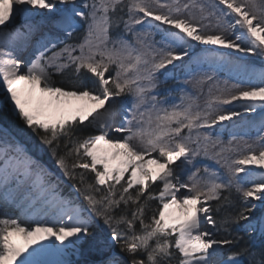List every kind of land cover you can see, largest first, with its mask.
Returning a JSON list of instances; mask_svg holds the SVG:
<instances>
[{
  "label": "snow or ice",
  "instance_id": "obj_1",
  "mask_svg": "<svg viewBox=\"0 0 264 264\" xmlns=\"http://www.w3.org/2000/svg\"><path fill=\"white\" fill-rule=\"evenodd\" d=\"M251 57L264 0H0V88L40 157L0 136V264H264V135L221 134L258 109L264 133Z\"/></svg>",
  "mask_w": 264,
  "mask_h": 264
},
{
  "label": "trees",
  "instance_id": "obj_2",
  "mask_svg": "<svg viewBox=\"0 0 264 264\" xmlns=\"http://www.w3.org/2000/svg\"><path fill=\"white\" fill-rule=\"evenodd\" d=\"M78 2H79V0H78ZM78 38H79V34H77V39ZM252 63L261 65V63L255 62V61H253ZM200 71H202V72H213V71H216V75H217L218 79L221 82L227 80V81L230 82V84L231 83H241L242 80H243L242 75L241 76H237L235 74L227 75L226 72H225V68L224 67H221L219 69V71H217L215 66H208L206 64V65H204L200 69ZM57 79H61V77H57ZM63 79L65 80V82H67V76L63 77ZM181 83H182V79H181ZM209 86H210V84H206L204 86L205 93L207 92V88ZM187 90L189 92H191L193 95H197L198 94L197 89L194 88L191 85H188L187 86ZM0 99H2V100L5 101V103L3 104V106H0V136L4 135V133H7V132L3 131V128L8 129L10 131V133L13 134V135H15V137L19 141H21L22 143L26 144V146L28 147V149L30 150V152H32L33 155L37 156V158H40L39 157V154L36 152L35 147H34L35 141L34 140H30V139L26 138L25 136L20 135L19 130L21 128H24V125L22 124V121L20 120V118L18 117V115L13 111V109L10 107L9 103L5 100V96L0 95ZM203 99H204V97L201 96V103L203 102ZM178 102L179 101L177 100V103ZM241 102L242 101L233 102V103L236 104L237 106H239ZM228 107H230V106H228ZM25 131H27V129H25ZM10 133H7L6 139L9 142H12V140L15 139V138L13 136H11ZM258 137L259 136L252 135V136H247V137H244V138L247 139V140H249V141H255ZM222 138L225 141H227L228 139H230V138L227 137V133L222 134ZM42 159H43V162L49 164V166L52 167L51 162L48 160V157L47 156H43ZM52 170L54 172H56V174L58 176H60L59 169H57L55 167H52ZM60 178L63 181V185H62L63 190L64 189H69L67 187V185H68L67 178L66 177H63V176H60ZM233 199H237L238 200V195L237 194H233ZM218 234L221 235V236L224 235L223 232L218 233ZM241 235H243V233H241ZM248 239L249 238L247 236H245V240H248ZM249 242H250V244L253 247L258 248L260 246V243H261L260 236L258 234H254L253 235V238ZM244 259H245V264H248L247 257H245ZM257 259H259V257H257Z\"/></svg>",
  "mask_w": 264,
  "mask_h": 264
},
{
  "label": "rangeland",
  "instance_id": "obj_3",
  "mask_svg": "<svg viewBox=\"0 0 264 264\" xmlns=\"http://www.w3.org/2000/svg\"><path fill=\"white\" fill-rule=\"evenodd\" d=\"M199 47H201V49H205L206 48V49L215 50L216 52L221 53V54H225V55L231 53L232 55L230 56V59H232V60H235L237 58V56L241 55V54L235 53V50L225 49V48L221 47L220 45H201ZM250 59H251V64H252L253 68H255L257 70H260V69L264 68V61H261L260 59L255 58V57H251ZM253 61L259 62V63H261V65L254 64V63H252ZM223 67L225 68V72H226L227 75L235 74L237 76H241L242 75V77H243V74L237 72L232 67V65H226V66H223ZM208 73H211V72H208ZM5 92H6L5 89L0 88V95L5 96ZM5 100L9 103L10 107L17 114V112L14 110V105H13V103L10 100V96H8V97L5 96ZM4 103H5V101L0 99V106H3ZM243 103H249V102L248 101H242L240 104H243ZM261 115L262 114L260 113L259 109L257 110V113L246 114L245 119L248 120V121H251V123L244 124L243 126L234 125L231 122H223V123H225L227 125V127L225 129L221 130V134L227 133V137L228 138H231L232 134H235L238 137L239 136L247 137V136H252V135H256V136L264 135V133L261 132ZM234 119L239 120V118H234ZM0 146H2V145H0ZM200 161L202 163H204V164L209 165L210 167H214L217 170H219V165H217L215 163V161H212L210 159L203 158V157L200 158ZM248 167L255 168V170L257 172L260 170L258 166L250 165ZM9 187L10 188H14L15 185L14 184H10ZM69 191H70L69 189H64L62 191V194L63 195H67ZM0 208H8L9 214L11 216H13L14 218H19L20 217V209L18 207L17 208H12V207H10L8 205H5L2 201H0ZM222 251L224 253H227L229 251V248L227 246H225L222 249Z\"/></svg>",
  "mask_w": 264,
  "mask_h": 264
},
{
  "label": "water",
  "instance_id": "obj_4",
  "mask_svg": "<svg viewBox=\"0 0 264 264\" xmlns=\"http://www.w3.org/2000/svg\"><path fill=\"white\" fill-rule=\"evenodd\" d=\"M3 130L5 131V132H7V133H10V131L8 130V129H6V128H3ZM11 134V133H10ZM11 136H13L15 139H17L16 137H15V135H13V134H11ZM18 140V139H17Z\"/></svg>",
  "mask_w": 264,
  "mask_h": 264
},
{
  "label": "bare ground",
  "instance_id": "obj_5",
  "mask_svg": "<svg viewBox=\"0 0 264 264\" xmlns=\"http://www.w3.org/2000/svg\"><path fill=\"white\" fill-rule=\"evenodd\" d=\"M4 131V130H3ZM47 241H45V243H46Z\"/></svg>",
  "mask_w": 264,
  "mask_h": 264
}]
</instances>
